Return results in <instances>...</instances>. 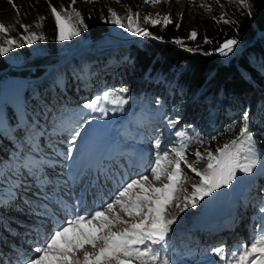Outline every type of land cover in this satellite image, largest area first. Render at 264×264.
<instances>
[{
    "label": "snow or ice",
    "instance_id": "6c2138e0",
    "mask_svg": "<svg viewBox=\"0 0 264 264\" xmlns=\"http://www.w3.org/2000/svg\"><path fill=\"white\" fill-rule=\"evenodd\" d=\"M87 4L97 0H84ZM119 3V0H116ZM161 0H144L145 4L160 3ZM192 0H190V3ZM219 2V0H217ZM16 13L13 23L0 21V57H7L16 49L31 47L38 41H47L49 37L41 31L45 16H39L34 24H21L20 6L15 0H8ZM59 9L48 3L51 17L55 23V39L59 42L72 41L88 30L85 16L72 5ZM238 5L252 15L249 0H237ZM28 13H23L27 15ZM110 23L126 30L137 37L162 40L148 29V25H160L166 28L173 20L169 15L153 17L139 11H129L121 16L108 8V16L103 17ZM180 19H183L181 15ZM216 23L238 25L237 20L226 18L224 14L213 17ZM17 27L22 31H17ZM179 28V24H176ZM10 32L16 36L4 39ZM198 33L193 29L188 39L195 41ZM174 44L185 48L182 38H175ZM205 44L212 43L207 36ZM239 43L238 39L227 38L223 43L204 55L218 54L229 57ZM188 52L200 51L186 48ZM57 85L61 84L58 79ZM126 86L104 90L94 98L86 100L76 113L77 119L64 118L65 108L49 103H42L39 110L24 109L17 115L14 125L7 123L6 117H0V135L9 139L14 150L6 158H0V208L21 207L37 217L46 218L52 226L44 238L38 225L32 232L36 239L31 247V254L21 256L15 249H9L19 259L15 264H170L166 256L169 248L173 225L181 213L196 209L205 198L218 194L219 190L229 189L239 176L251 177L258 168H264V150L256 142V133L252 130L250 113L245 110L239 122L238 134L223 144L212 149L209 145L217 141V136L206 138L194 132L193 125L177 129L179 116L168 118L162 111L158 115L164 120L169 135L174 139L165 144L161 139V129L155 130L152 144L155 159L147 174L122 181L119 190L109 201L87 213L80 212L84 206L88 188H94V181L108 177L82 163L85 144L95 141V135L89 132L90 122L104 121L109 113H124L132 97ZM161 105L159 99L155 102ZM94 113L96 115H94ZM98 128H108V124H97ZM237 125H232L222 135L234 133ZM64 133L67 136L61 137ZM197 145L189 152L191 145ZM66 145V147H61ZM75 153V155H74ZM189 156L193 159L190 161ZM182 165L184 167H182ZM190 170L197 183L184 187ZM87 185V187H83ZM80 189L79 192L75 191ZM35 189V191H33ZM264 194V189L260 190ZM31 193V195H29ZM75 199L69 202V197ZM119 206L128 219L116 211ZM264 216V206L259 209ZM66 214L68 219L58 221L57 213ZM138 218V219H134ZM123 227H118V226ZM8 229H6L7 231ZM31 235V233H30ZM42 240V243L39 241ZM88 246L92 251L88 250ZM221 264H264V228H258L250 244L240 243L232 251L223 246L212 249ZM82 254V255H81ZM0 264H12L0 255Z\"/></svg>",
    "mask_w": 264,
    "mask_h": 264
},
{
    "label": "trees",
    "instance_id": "16d2710c",
    "mask_svg": "<svg viewBox=\"0 0 264 264\" xmlns=\"http://www.w3.org/2000/svg\"><path fill=\"white\" fill-rule=\"evenodd\" d=\"M183 3L179 15L172 18L173 23L166 28L160 25H148L149 31L162 37L167 43H160L151 38L122 42L117 46L94 47L101 37L128 33L126 30L105 23L102 19L108 16V8H112L121 16L129 11L151 14L144 0H97L87 4L77 0L73 7L78 8L85 16L88 30L72 41L63 42L68 54L59 63L52 65L42 75L29 78L23 92V105L16 111L10 105L5 109L7 123L14 125L17 115L25 108L29 111L39 110L42 103H49L59 108H67L64 118L71 116L77 119L80 106L104 90H112L126 86L130 89L132 99L126 105L124 113H110L113 123L125 122L137 110L149 111V119L157 124H165L158 110L162 109L168 118L179 116L177 129L185 125H193L194 132L210 138L217 136V141L209 145L214 149L238 134L239 122L245 110L250 113L252 130L255 138L264 142V0H249L252 15H247L237 0H172ZM58 9L68 7L71 0H15L20 6L21 24H34L39 16H45L43 31L49 39L38 41L31 47L25 46L0 57V74L11 65H22L35 56L60 53L62 48L55 39V23L50 15L48 3ZM23 13H28L26 16ZM224 14L226 18L238 21V25L216 23L213 17ZM181 15L183 19H180ZM16 13L8 0H0V21L13 23ZM179 24V28L176 24ZM195 29L197 39H188L189 33ZM17 31H22L17 27ZM10 32L4 39L16 36ZM207 36L212 43L205 44ZM237 38L239 46L250 41L238 55L223 60L218 54L204 55L223 43L227 38ZM182 38L185 48H197L200 51L188 52L175 47L172 41ZM231 55V54H230ZM228 58V57H227ZM226 59V58H225ZM60 85L56 84L57 80ZM159 99L162 103L157 105ZM94 115H96L94 113ZM232 125H237L234 133L222 135ZM198 146L193 144L188 151L193 152ZM14 150L13 143L0 135V158H6ZM193 159L189 156V160ZM248 179L252 186V194L243 193L236 201L238 212L230 219L222 221L215 233L201 235L210 256H215L212 249L228 246V225L238 229L241 217L244 228L253 237L258 228H264V216L259 209L264 206V176ZM204 214L203 203L196 209H188L181 213L173 230L184 253L188 245L187 237L193 238L195 219ZM232 222V223H231ZM221 229V230H220ZM209 230V229H208ZM216 231V230H214ZM230 237V236H229ZM228 247V248H227ZM187 259H195L186 253ZM185 257V258H186ZM217 260L207 257L200 263ZM179 264H185L183 260Z\"/></svg>",
    "mask_w": 264,
    "mask_h": 264
},
{
    "label": "rangeland",
    "instance_id": "374dc122",
    "mask_svg": "<svg viewBox=\"0 0 264 264\" xmlns=\"http://www.w3.org/2000/svg\"><path fill=\"white\" fill-rule=\"evenodd\" d=\"M182 6L183 3L179 1L161 0L160 3L152 4L149 7V12L153 17H156L157 14L160 16L169 15L172 19L179 15ZM133 38L139 39L141 37L133 36L126 32L114 35L110 34L109 36L98 39L96 44L110 42L113 45L115 44L114 46H117ZM59 45L62 48L61 52L56 54L55 59L49 61L48 65L43 68V70H45L38 74V76L45 73L52 65H55L54 63H59L62 58L68 54L69 49L65 48L63 42H59ZM239 47L240 46L237 44L232 53V57L240 53L238 50ZM221 58L223 60L225 59V57ZM31 77L33 76L28 75L25 78L17 76L4 77L6 79L3 80V85L0 87V117H5V109L8 105L16 111L22 109L26 80ZM150 114L151 112L149 111L137 110L125 122L113 123L109 113L104 121H92L90 122V127L86 126L89 132L94 133L95 141L85 144V155L82 163L89 168L99 169L108 179L101 177L99 182L94 181V188L87 189L84 206L79 213L74 211L72 215L87 214L99 208L103 203L109 201L110 198L114 196L119 190L122 181L137 178V176L141 174H147L149 178L152 179L149 169L155 159V150L152 147L156 136L155 130L157 128L161 129V139L165 144L174 138L169 135V131L165 124L159 125L155 120L149 119L148 117ZM65 119L75 120V118L71 116ZM98 123L100 125L108 124L109 127L98 128ZM64 136H67V133H64L61 139H63ZM256 142L259 148L264 150V142H260L257 139ZM61 147H66V145H61ZM182 167L184 166L182 165ZM185 171L187 172L188 179L184 187L191 191L190 186L197 183L198 178H195L190 170L185 169ZM260 175L264 176V168L255 170L251 177L240 176L238 174L239 181L234 182L233 187L219 190L218 194H214L213 197L205 198L204 201H201L203 203L204 214L195 219L196 230H194L193 238H186L189 245L186 250L191 253L190 257L193 256L195 259H187L186 253L189 252L184 253V250L176 244V239L178 238L174 230H172L170 234L171 239L169 240L167 252H162L161 255L166 256L170 264H179L181 260H183L185 264H203L200 262L208 256L212 257V259L216 258L215 256H210L200 236L203 235L204 237V234L209 236V233L217 232L219 229H216V226H221L222 221L228 220L232 215L239 213L236 205L239 196L243 193L252 194V186L248 183V179L259 177ZM4 183L5 182L0 181V184ZM83 187H87V185H83ZM2 191L3 189L0 188V192ZM33 191H35V189H33ZM75 191L79 192L80 189L78 188ZM29 195H31V193ZM73 199H75L74 196L69 197V202L71 203ZM116 211L120 212L125 219H128V217L120 211L119 206L116 207ZM57 216L58 221L71 218L59 212ZM240 221L238 229L234 226H230L231 224H229L227 228L230 236H228L227 243L228 246H231L232 250L237 244H250L253 238L250 232L243 226L245 219L243 220L241 217ZM38 225H43L40 231L44 234V238H46L52 227L47 222L46 218L37 217L23 207L19 210H17L16 207L0 208V255L4 253L3 257L12 262V264H15V261L19 259V257L12 251H9L10 248L15 249L21 256L30 255L33 241L36 239L35 233L32 232V230ZM205 225L207 226L204 227ZM118 227L123 226L121 225ZM6 229L8 230L6 231ZM218 232L223 233L222 231ZM39 242L42 243V240ZM88 250L92 251L90 246H88ZM134 264H138V262H134ZM205 264H221V262L217 259L215 261H206Z\"/></svg>",
    "mask_w": 264,
    "mask_h": 264
},
{
    "label": "bare ground",
    "instance_id": "6f19581e",
    "mask_svg": "<svg viewBox=\"0 0 264 264\" xmlns=\"http://www.w3.org/2000/svg\"><path fill=\"white\" fill-rule=\"evenodd\" d=\"M55 55L56 54H49V55L32 57L28 59L26 65L23 66V68L20 69V71L14 69L12 72L14 74L15 72H19V74L22 75L23 77L28 75L36 76L45 70V69L43 70V68L48 65L49 61H51L52 57ZM4 77H6V71L0 74V78H4ZM2 83L0 81V86L2 85ZM2 256H4V253L2 254Z\"/></svg>",
    "mask_w": 264,
    "mask_h": 264
},
{
    "label": "water",
    "instance_id": "95a60500",
    "mask_svg": "<svg viewBox=\"0 0 264 264\" xmlns=\"http://www.w3.org/2000/svg\"><path fill=\"white\" fill-rule=\"evenodd\" d=\"M155 40V39H154ZM131 41H133V39H130V41L129 42H131ZM155 41H157V42H160V43H167L165 40H155ZM252 41H250V42H248V43H246V44H244V45H242V46H240L239 48H238V50L239 51H241L246 45H248V44H250ZM110 44H112V43H97L96 45H94V47H101V46H106V45H110ZM115 45V44H114ZM175 47H180V46H178V45H175ZM180 48H182V47H180ZM182 49H184V50H186V48H182ZM187 51V50H186ZM232 57V54L228 57V58H226V59H224V60H228V59H230ZM56 58V55L55 56H53L52 57V59H55ZM57 63V62H56ZM26 65V64H25ZM25 65H23V66H25ZM22 66V67H23Z\"/></svg>",
    "mask_w": 264,
    "mask_h": 264
},
{
    "label": "built area",
    "instance_id": "2783aa9c",
    "mask_svg": "<svg viewBox=\"0 0 264 264\" xmlns=\"http://www.w3.org/2000/svg\"><path fill=\"white\" fill-rule=\"evenodd\" d=\"M10 75H13L12 71L6 70V78ZM5 78H0V81H3Z\"/></svg>",
    "mask_w": 264,
    "mask_h": 264
}]
</instances>
